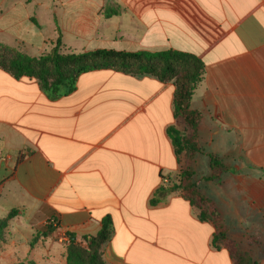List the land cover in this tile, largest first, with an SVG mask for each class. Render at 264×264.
Returning a JSON list of instances; mask_svg holds the SVG:
<instances>
[{
	"label": "crops",
	"instance_id": "obj_1",
	"mask_svg": "<svg viewBox=\"0 0 264 264\" xmlns=\"http://www.w3.org/2000/svg\"><path fill=\"white\" fill-rule=\"evenodd\" d=\"M0 41L31 57L60 42L62 54L176 50L200 59L190 99L201 114L195 171L210 172L208 155L229 166L201 190L240 249L264 264L255 237H264V0H0ZM175 93L172 81L100 69L51 99L37 79L0 68V217L18 211L0 264H66L67 234L96 236L107 218L106 264H235L223 244L213 247L214 222L181 192L151 204L180 166L169 128L191 134L174 117ZM50 221L56 229L44 237Z\"/></svg>",
	"mask_w": 264,
	"mask_h": 264
},
{
	"label": "trees",
	"instance_id": "obj_2",
	"mask_svg": "<svg viewBox=\"0 0 264 264\" xmlns=\"http://www.w3.org/2000/svg\"><path fill=\"white\" fill-rule=\"evenodd\" d=\"M59 47L60 42L51 52L40 57H31L23 52L7 56L5 52L0 51V68L9 71L15 78L37 79L51 99L72 93L81 75L100 69H112L134 76L151 75L162 81H172L176 87L173 103L174 117L183 119L189 126L191 134L187 137L176 125L169 128V135L180 164L177 173L179 181L171 187L161 186L155 198L151 200V204L156 205L164 201L173 192L185 191L187 195H183L192 204L202 208L199 219L214 222L213 247L219 249L220 244H224L235 264H257V261L253 260L248 253L241 251L229 240L228 226L221 218L215 203L203 194L198 184L193 181L191 164L188 162L186 167H182V155L194 157L203 153L198 134L201 114L190 108L194 87L203 72V62L194 55L176 50L125 52L99 49L62 54L59 52ZM208 156L210 165L215 171L209 180L219 182L229 168L219 157ZM17 214V210H12L6 217H0V241L4 239L9 220ZM54 223L55 221H50L41 235L47 237L52 234L56 229ZM111 233L112 222L110 218H107L96 236L86 235L78 241L73 234H67L70 241L66 246V264H106L102 258L101 249L110 240Z\"/></svg>",
	"mask_w": 264,
	"mask_h": 264
},
{
	"label": "rangeland",
	"instance_id": "obj_3",
	"mask_svg": "<svg viewBox=\"0 0 264 264\" xmlns=\"http://www.w3.org/2000/svg\"><path fill=\"white\" fill-rule=\"evenodd\" d=\"M1 40H3V39H1ZM0 51H3V52H5V54L7 55V56H11V55H13L14 53H17V52H23V53H26L24 50H22L21 49V47H19V46H17V45H15V44H12V43H10V42H4V41H0ZM42 56V55H41ZM40 57V56H39ZM183 120V119H182ZM185 122V121H184ZM186 124V123H185ZM189 127V126H188ZM186 130V129H185ZM185 132V134H186V131H184ZM199 156H194V157H188L186 154H184V155H182V167H186V165H187V163L189 162L190 164H191V166H192V169H193V181L194 182H196L197 184H198V187L200 188V190H201V187H200V185H201V182L202 181H215V180H209L210 178H211V176L215 173V171L213 170V168L211 167V165H210V158H209V156L208 157H206L207 159H208V164H209V166H208V171L210 170V172H199V173H197L196 171H195V161H196V159L198 158ZM200 159V158H199ZM221 159V158H220ZM222 160V159H221ZM200 161V160H199ZM223 161V160H222ZM223 163H224V161H223ZM225 164V163H224ZM228 168H229V166L227 165V164H225ZM200 167L202 166V168H203V165H202V163H201V161H200V165H199ZM199 166H197L196 168L198 169V167ZM199 170V169H198ZM205 171V170H204ZM229 171V170H228ZM227 171V172H228ZM217 172V171H216ZM227 172H225L224 174H223V177H224V175L227 173ZM208 173H209V176L208 177H205L204 175L205 174H207L208 175ZM178 175V174H177ZM222 177V178H223ZM178 181H179V179H178ZM201 181V182H200ZM216 182V181H215ZM201 192L203 193V194H205L202 190H201ZM181 194H186L187 195V193L185 192V191H182L181 192ZM206 195V194H205ZM225 222V221H224ZM226 224V223H225ZM227 225V224H226ZM228 226V225H227ZM228 229H229V226H228ZM255 237H260V240H263L264 241V237L262 236H260V235H257V236H255ZM255 237H251V239H254ZM228 238H229V240L230 241H232V243H235V245H237L238 247H239V249H240V245L232 238V237H230V229H229V232H228ZM257 239H259V238H257ZM254 240H256V239H254ZM224 245V244H223ZM241 250V249H240ZM242 251V250H241ZM244 252H246V251H244ZM246 253H248V252H246ZM249 254V253H248ZM253 259V258H252ZM254 260V259H253ZM256 261V260H255Z\"/></svg>",
	"mask_w": 264,
	"mask_h": 264
},
{
	"label": "built area",
	"instance_id": "obj_4",
	"mask_svg": "<svg viewBox=\"0 0 264 264\" xmlns=\"http://www.w3.org/2000/svg\"><path fill=\"white\" fill-rule=\"evenodd\" d=\"M178 183V175L176 176H163L162 184L163 187H171L173 184Z\"/></svg>",
	"mask_w": 264,
	"mask_h": 264
}]
</instances>
